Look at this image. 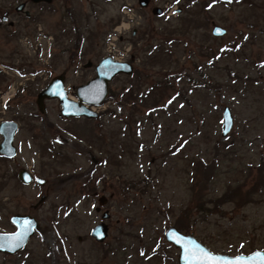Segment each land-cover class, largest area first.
Wrapping results in <instances>:
<instances>
[{
  "label": "rangeland",
  "instance_id": "374dc122",
  "mask_svg": "<svg viewBox=\"0 0 264 264\" xmlns=\"http://www.w3.org/2000/svg\"><path fill=\"white\" fill-rule=\"evenodd\" d=\"M34 13L56 35L52 78L64 73L73 87L86 83L112 43L141 77L117 76L110 84L117 99L110 90L90 121L65 118L55 99L41 113L35 82L27 84L35 92L23 89L0 107L5 120L19 123L16 159L0 157V231L16 230L14 214L40 222L24 249L0 253V264H177L179 249L165 231L213 165L215 181L204 193L220 196L241 184L248 199L206 218L195 213L192 234L222 252L243 241L264 245V0H151L145 7L139 0H53ZM214 24L227 33L214 36ZM131 87L136 104L125 100ZM226 105L235 121L224 137ZM46 132L62 133L65 143L56 147L66 157L41 153ZM22 168L48 183L25 185ZM101 195L111 218L99 243L91 230L102 221Z\"/></svg>",
  "mask_w": 264,
  "mask_h": 264
},
{
  "label": "water",
  "instance_id": "95a60500",
  "mask_svg": "<svg viewBox=\"0 0 264 264\" xmlns=\"http://www.w3.org/2000/svg\"><path fill=\"white\" fill-rule=\"evenodd\" d=\"M41 1V0H34ZM51 2L52 0H45ZM150 0H139L140 6H148ZM155 14H162L163 9L159 6L154 7ZM212 33L215 36H223L227 29L219 24H214ZM88 65H92L90 61ZM134 65L127 61H119L112 56L103 57L95 65L96 75L81 84L76 89L77 100L68 96L65 88L66 75L64 73L56 75L51 82L37 96V105L42 113H46L47 99H56L61 105V114L65 117H86L97 119L99 111L97 107L101 106L109 95L110 83L120 74H132ZM234 125V115L230 106L226 105L223 110L222 135L227 137ZM19 129V123L15 120H6L0 123V134L3 140L0 143V153L14 157L17 154V148L14 144L16 133ZM20 177L24 182L31 181L28 171L23 170ZM43 184L45 181L38 178ZM44 197L41 199L43 201ZM108 211L104 218L109 217ZM16 225L14 232H0V252L7 254H16L23 249L30 238L40 229V222L31 215L16 214L11 218ZM109 228L105 222H102L92 229V236L99 242H103L108 237ZM165 238L168 242L174 244L179 250V264H236L238 258L240 264H264V249H258L250 253H240L230 255L213 251L208 245L200 241L195 235L181 231L177 226L171 225L165 231ZM206 254V255H205Z\"/></svg>",
  "mask_w": 264,
  "mask_h": 264
},
{
  "label": "flooded vegetation",
  "instance_id": "af4514ba",
  "mask_svg": "<svg viewBox=\"0 0 264 264\" xmlns=\"http://www.w3.org/2000/svg\"><path fill=\"white\" fill-rule=\"evenodd\" d=\"M12 1L13 0H0V52H2L1 50L4 49L6 43L7 45H9L8 46L9 50L8 52H6L7 54L5 53L7 57L6 56L2 57L0 55V88H1L0 100L2 99L5 93L10 91L12 86H14L15 88V94H21L23 89L27 91L32 90L33 92H35L31 87L27 86V84L31 85V83L33 84L37 79L41 80L36 85L37 89H40L41 85L44 86L45 84L48 83L51 77L50 74L52 73L51 67L53 64V50H54V45L56 43L55 33L47 27L46 23L40 20H36L35 17L36 14L34 13L37 7L39 6L44 7L46 5H49L53 0L51 2L45 0H41L39 2L34 0H20L19 2H17V4L15 3L16 0L14 2ZM150 4H151V0L149 5ZM179 11L181 12L182 8H179ZM163 14H165V10L163 11ZM31 24L33 26H30ZM23 25L24 27L22 28ZM19 33L21 35L17 37ZM16 37L17 40H19V43H16V41L13 40L16 39ZM22 49L24 50L25 54L22 52ZM50 50L52 52L51 56H50ZM24 55L26 56V59ZM26 67H29L30 70L29 71L25 70L24 68ZM35 74H39L41 75V77L39 76L33 78ZM40 91L41 90H38L39 93ZM75 91H76V87L74 86L72 92L75 93ZM47 100H51V99H47ZM65 118H77V117H65ZM87 121L90 120L87 119ZM61 135L62 133L60 132H54V133L46 132L44 135H42L43 137H41V139L43 140V146L41 148V153H43L44 156H48V159L51 160L54 158L58 159L59 157L63 159V157H66L64 154V150L63 151L58 150L56 147L57 144L65 143L60 139L59 136ZM17 154H18V149H17ZM17 154L14 157H8L0 153V157L3 159L15 160ZM46 165H51V164L47 163ZM23 170L28 171V173L30 174L31 181L29 183L24 182V180L20 177V173ZM18 177L25 185L31 184L33 183V181H36V183L41 184L38 178L44 179L45 182L42 185H46L48 183L47 178L34 173L33 170H29L28 168L27 169L22 168L18 173ZM86 186L84 188H86ZM91 190L92 188L90 189V191ZM93 196H98V192H95ZM43 197L44 199H46L47 195L43 194L39 201H41ZM108 202H109V198L106 195H101L99 197V206H97L96 211L102 212V221H100L98 224L105 222L108 225L110 232V226L107 220L111 218V213L109 209L103 210L104 205H107ZM106 211L109 212L110 216L104 218V214ZM98 224H96L95 226H97ZM177 264H179L178 261Z\"/></svg>",
  "mask_w": 264,
  "mask_h": 264
},
{
  "label": "trees",
  "instance_id": "16d2710c",
  "mask_svg": "<svg viewBox=\"0 0 264 264\" xmlns=\"http://www.w3.org/2000/svg\"><path fill=\"white\" fill-rule=\"evenodd\" d=\"M161 52L166 53L165 50H161ZM135 74L140 79V71L136 70ZM138 79V81H139ZM29 92H33L32 90ZM111 89L109 97H115L117 99V92ZM137 93L134 87H131L126 92L125 100L128 102H132V104H136L137 101ZM106 112L103 111V114ZM214 165L211 166L212 172L210 174H205V179L197 180L193 185V192L189 201V204L181 211L179 216L175 221V225L182 231L186 233H195L198 230V226L196 223L195 213H202L206 218L209 215H212L217 212H223L222 207L228 203H235L238 206H243L247 201V193L244 192L243 186L241 184L229 185L230 187L220 196H209V193L205 192L208 187L212 185L215 181V177L212 173H214ZM201 191V192H200ZM209 214V215H208ZM207 215V216H206ZM209 246V244H208ZM229 250L223 252H229L227 254H239V253H250L256 249H260V247L264 248V245H258V243L254 241L249 242H241L240 244H230ZM216 252H222L219 248L210 245ZM222 252V253H223Z\"/></svg>",
  "mask_w": 264,
  "mask_h": 264
},
{
  "label": "snow or ice",
  "instance_id": "6c2138e0",
  "mask_svg": "<svg viewBox=\"0 0 264 264\" xmlns=\"http://www.w3.org/2000/svg\"><path fill=\"white\" fill-rule=\"evenodd\" d=\"M205 255H206V254H205ZM216 264H222V262H216ZM236 264H240V260H239V258H238Z\"/></svg>",
  "mask_w": 264,
  "mask_h": 264
},
{
  "label": "built area",
  "instance_id": "2783aa9c",
  "mask_svg": "<svg viewBox=\"0 0 264 264\" xmlns=\"http://www.w3.org/2000/svg\"><path fill=\"white\" fill-rule=\"evenodd\" d=\"M113 38H115V37H113ZM11 90H13V87H12V89ZM0 120H1V117H0Z\"/></svg>",
  "mask_w": 264,
  "mask_h": 264
}]
</instances>
